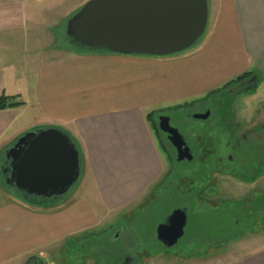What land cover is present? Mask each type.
Segmentation results:
<instances>
[{
    "label": "crops",
    "instance_id": "1",
    "mask_svg": "<svg viewBox=\"0 0 264 264\" xmlns=\"http://www.w3.org/2000/svg\"><path fill=\"white\" fill-rule=\"evenodd\" d=\"M64 1L80 7L84 0H0V97L24 102L0 111V264H25L95 235L141 200L161 169L151 114L206 99L246 73L258 86L253 97L264 99V0H208L203 40L166 57L52 44L60 33L39 15ZM47 129L76 144L81 176L61 203L33 205L5 185L2 154ZM232 256L219 264H264V247Z\"/></svg>",
    "mask_w": 264,
    "mask_h": 264
},
{
    "label": "rangeland",
    "instance_id": "2",
    "mask_svg": "<svg viewBox=\"0 0 264 264\" xmlns=\"http://www.w3.org/2000/svg\"><path fill=\"white\" fill-rule=\"evenodd\" d=\"M84 1L78 4L80 7L72 1H64L54 10L51 8L53 4L48 3L47 12L40 13L41 22L44 24L47 21L51 30L60 33L59 42L53 41L52 44L74 47L66 38L65 26L86 4ZM202 40L203 37L192 48ZM253 95L254 91L244 89L242 94H217L209 99L193 101L195 106L159 111L163 114L176 113L172 114L175 117L172 125L179 127L194 147L198 162L196 160L188 165L174 162L176 158L170 153L169 145L153 129L161 169L146 195L125 210L114 213L111 220L103 224L99 231L96 230L95 235L86 233L68 239L66 246L59 245L44 250L43 257L36 256L48 264H219L221 260L232 258V255L263 248L264 210L256 213L254 209L264 197V175L258 182L249 183L264 172L263 166L254 163L252 171L250 167L239 165L244 157L251 158L252 152H256L254 148L259 146L236 148L237 152L232 149L238 138L236 134L254 122L253 114L257 113L264 121V99L260 96L254 98ZM204 106L212 109L207 121L187 119V113L202 110ZM182 119L186 120L181 122ZM247 143L244 141V144ZM6 153L2 154L4 160ZM228 154L235 156V162L219 165V160ZM220 166L234 174L217 173L211 182L212 172ZM77 184L60 200L43 206L61 203L76 189ZM178 209L188 211L189 223L185 236L177 246L168 249L158 242L156 229ZM74 241L81 242V246L85 247L71 248Z\"/></svg>",
    "mask_w": 264,
    "mask_h": 264
},
{
    "label": "water",
    "instance_id": "3",
    "mask_svg": "<svg viewBox=\"0 0 264 264\" xmlns=\"http://www.w3.org/2000/svg\"><path fill=\"white\" fill-rule=\"evenodd\" d=\"M208 0H90L66 23V38L83 52L166 57L189 50L204 35ZM78 48V49H79ZM80 50V49H79ZM210 112L196 115L206 120ZM178 151V161H192L183 136L159 119ZM5 184L26 198L57 201L66 196L81 176L80 153L61 130L47 129L22 136L7 151ZM188 211L175 210L156 229L158 241L172 249L185 236Z\"/></svg>",
    "mask_w": 264,
    "mask_h": 264
},
{
    "label": "flooded vegetation",
    "instance_id": "4",
    "mask_svg": "<svg viewBox=\"0 0 264 264\" xmlns=\"http://www.w3.org/2000/svg\"><path fill=\"white\" fill-rule=\"evenodd\" d=\"M254 78L252 77V78H250V79H247V80H245V81H243V82H241L239 85H234V86H232V87H230L228 90H227V92H225L224 94H227V95H237V94H242V92H243V90L244 89H247V88H249L251 85V83H253V80ZM234 91V93H230V92H233ZM238 92V93H237ZM208 112H210V116H211V114H212V109H210V108H208L207 106H204V108L202 109V110H197L196 112L194 111V112H192V113H187V119H190V120H196V119H194V116H196V115H205V114H207ZM259 113V112H258ZM172 114L174 115V114H176V113H169L168 112V114H163V113H161V114H158L157 115V118L156 119H158V124H157V128L159 129V131H160V136L162 137V138H164L165 139V141H166V143L169 145V147H170V153H172L173 154V156L176 158V161H174V162H177V163H179V164H194L195 162H196V160H197V162H198V159H197V157H198V154H197V152L194 150V147L191 145V143H189L188 142V140L186 139V137H185V135H184V133L180 130V128L179 127H176V126H174V125H172V121L175 119V117H173L172 116ZM257 113H255V115L253 114V123L251 124V125H249V126H246V128L245 129H242V130H240L241 132L239 133H237L236 134V136H238V138H237V141H236V145L235 146H233L232 147V149L234 150V152H237V151H235L236 150V148H245V149H247V147H256L257 148V144H258V148L257 149H255L254 148V151H256V152H252V157L251 158H248V156H246V158H248V159H246L245 157H244V159L243 160H241V161H239V162H241V163H239V165H243L244 166V168L245 167H250V169H252V171H253V169H254V167L252 166L254 163H256V164H258V166H260V167H262L263 166V170H264V123H262V122H264V121H261L260 119H259V115L257 116L256 115ZM262 115H264V114H262ZM210 116L206 119V120H199V121H202V122H205V121H207L209 118H210ZM161 117H169L170 118V125H171V127H173V128H175V129H177L178 131H179V133L183 136V139H184V141H185V143H186V146H187V148H189V150H190V153H191V155L193 156V160L192 161H188L187 159L186 160H184V161H178V151H177V149L173 146V144L170 142V140H169V135L167 134V133H164V132H162L161 130H160V128H159V119L161 118ZM186 119H182V121L181 122H183V121H185ZM244 141H246V142H248L247 144H244ZM247 146V147H246ZM250 148V149H251ZM208 153V152H207ZM247 153V152H246ZM206 155V154H205ZM254 161V162H253ZM235 162V156L234 155H230V154H228L227 156H225L224 158H222V159H220L219 160V162H218V164L219 165H224V164H226V165H228V164H232V163H234ZM201 163H204V161H201ZM221 167V166H220ZM259 167V168H260ZM227 168V167H226ZM260 170L262 171V168H260ZM251 172V171H250ZM217 173H219V174H234L233 173V171H228L227 169H225V170H223V167H221V168H217L216 170H214L213 172H212V179L210 180L211 182H212V180L214 179L213 178V176L215 175V174H217ZM9 172L7 173V172H5V178L4 179H6V178H8L9 177ZM264 175V172H262L261 174H259L256 178H255V180L254 181H256V180H258L261 176H263ZM251 179V178H250ZM252 180H253V178H252ZM211 182H210V184H211ZM31 198V197H30ZM188 223H189V215H188ZM188 225V224H187ZM122 232H123V228H122V230H121ZM185 234H186V230H185ZM157 238V237H156ZM158 240V239H157ZM158 242H160V241H158ZM161 244H162V242H160ZM163 245V244H162ZM164 246V245H163ZM126 260H127V258H126Z\"/></svg>",
    "mask_w": 264,
    "mask_h": 264
},
{
    "label": "trees",
    "instance_id": "5",
    "mask_svg": "<svg viewBox=\"0 0 264 264\" xmlns=\"http://www.w3.org/2000/svg\"><path fill=\"white\" fill-rule=\"evenodd\" d=\"M252 77H253V74L252 73H246L243 76H240L236 80H234V81L230 82L229 84H227L222 90H219V91L214 92L213 94H210L207 97V99H209V98H211V97H213L214 95H217V94H224L225 92H227V90L230 87H232L234 85H239L241 82H243V81H245L247 79H250ZM257 87H258L257 85H254V86H250L247 89L250 90V91H255L257 89ZM23 105H24V102H22L21 100H19L18 97H9V96H6V95H3V96L0 97V111L7 110V109H12V108H17V107H21ZM193 105L195 106V104H188V105H186L184 107H190V106H193ZM179 109H181V108H179ZM159 114H161V113H159ZM157 115H158V113L151 114L150 115V121H151V123H153V129H155L156 133L158 135H160V131L157 128V124H156V117L155 116H157ZM16 193L19 196H21V198L24 199L27 203H30V204H33V205L46 204V203L52 202V201H43L41 199H34L32 197L31 198L30 197L26 198L24 195L19 194L17 191H16ZM262 208H264V197L262 198V201L259 204L258 203L256 204L255 209L253 207V209H254V211L256 213L259 212V211L264 210ZM26 264H48V263L47 262H44V260L42 258H39L37 256H32L31 258L28 259V261L26 262Z\"/></svg>",
    "mask_w": 264,
    "mask_h": 264
}]
</instances>
